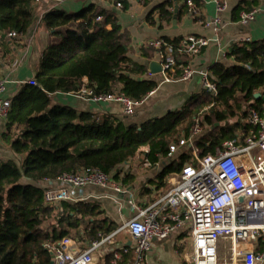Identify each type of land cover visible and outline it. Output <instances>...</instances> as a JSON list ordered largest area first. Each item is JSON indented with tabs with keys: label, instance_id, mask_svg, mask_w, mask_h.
Segmentation results:
<instances>
[{
	"label": "trees",
	"instance_id": "16d2710c",
	"mask_svg": "<svg viewBox=\"0 0 264 264\" xmlns=\"http://www.w3.org/2000/svg\"><path fill=\"white\" fill-rule=\"evenodd\" d=\"M103 1L112 7L121 4L123 10L130 7L129 0ZM194 1L199 7L203 4V0ZM141 2L148 5L150 0ZM36 3L0 0L1 41L5 42L10 33L23 36L29 31ZM257 4L258 0H240L232 10L233 20ZM174 5V1L166 0L153 6L147 21L153 26L159 23L160 27L172 22ZM178 12L179 19L183 11ZM99 16L102 21L96 20ZM43 25L51 38L34 78L37 85L22 86L12 99L7 121L8 130L13 126L21 128L9 142L16 154L26 158L23 162L0 161V264H50L53 257L47 245L58 246L65 238L99 240L100 235L108 237L118 230V224L94 202L47 205L44 194L57 183H45V179L55 181L64 173L90 168L118 179L116 170L148 147L151 162L161 158L171 161L153 181L159 190H164L168 178L193 158V149L184 147L171 160V143L188 137L199 122L203 131L193 147L203 159L215 154L228 140L244 141L254 128L251 113L264 107V38L233 44L228 56L234 62L220 61L210 67V78L218 88L216 96L206 91L193 94L181 108L161 117L129 122L109 114L97 116L53 105L52 94L78 91L83 78H88L98 93H123L135 101H142L154 91L159 79L145 78L147 67L130 58V34L118 24L113 8L90 5L73 13L56 8L44 15ZM182 39L163 37L175 49H179ZM141 50L150 61L158 51L147 44ZM175 57L177 66L171 76L178 78L181 66L191 57L178 50ZM130 178L126 175L124 183ZM115 251H120L119 247L106 249L102 264H112ZM133 259L132 251L123 254L118 264H132Z\"/></svg>",
	"mask_w": 264,
	"mask_h": 264
},
{
	"label": "built area",
	"instance_id": "2783aa9c",
	"mask_svg": "<svg viewBox=\"0 0 264 264\" xmlns=\"http://www.w3.org/2000/svg\"><path fill=\"white\" fill-rule=\"evenodd\" d=\"M213 1L219 13L228 9L226 1ZM183 2L189 16L194 18L199 14V6L194 0ZM115 7L123 9L121 4ZM260 13H264V7L243 11L240 23L247 26ZM96 20L102 21L103 18L99 16ZM220 24L221 18L217 17L204 25L213 28L214 39L189 35L181 40L179 49L163 39L147 43L158 50L155 59L162 66L161 81L151 95L165 84L185 83L195 75L200 77L202 91L212 96L218 94L209 69L196 70L190 61L181 66L180 77L174 78L171 73L177 66L175 52L178 50L191 58L200 55L203 49L218 42ZM19 36L15 32L8 35L13 39ZM250 42V38L243 40V43ZM247 68L250 69L249 66ZM27 83L37 85L35 79ZM5 92L6 82L0 80V122L8 121L12 109V100L2 97ZM72 93L97 104H121L127 117L134 116L145 101V98L135 101L118 92L98 93L89 82H82L79 90ZM250 122L254 128L244 141L240 138L228 140L222 148L216 149L215 154L203 159L199 157L198 149L193 147L195 138L203 131L198 122L188 137L179 143H171L169 147V157L184 147H191V163L168 178L166 189L152 188L148 195L142 197L132 195L122 181L98 168L64 173L55 181L45 179V183H57V187L46 190L44 194L47 205L86 201L85 189L95 187L105 191L104 195L96 197L98 199H111L122 205L118 197L128 196L126 204L131 210L130 217L121 228L108 237L100 235L99 240L85 242L65 238L58 246L47 245L54 264H95V255L106 246L119 247L120 251L113 254L112 264H118L123 254L132 251V264H152L150 252L174 237L179 238L180 245L186 250L188 264H220L221 242L229 244V248H225L230 254L228 264H264V107L251 113ZM149 153L150 149L146 147L143 152L146 167L153 166ZM120 232L129 236L132 246H119L111 241Z\"/></svg>",
	"mask_w": 264,
	"mask_h": 264
},
{
	"label": "crops",
	"instance_id": "0c3cea01",
	"mask_svg": "<svg viewBox=\"0 0 264 264\" xmlns=\"http://www.w3.org/2000/svg\"><path fill=\"white\" fill-rule=\"evenodd\" d=\"M142 0H129L130 7L127 10H118L116 7L108 5L103 0H40L34 8V19L29 31L19 36L18 39L6 37V41L0 40V80L6 82V92L2 94L4 99L12 100L24 84L35 78L39 68L43 52L48 47L51 35L43 25L44 15L52 9H63L67 12H78L81 9L96 5L103 9L113 8L116 10L118 24L122 30L129 32L131 37L130 58L139 64H144L148 69L150 60L142 56V47L150 41L162 40L167 36L171 40L175 38H184L189 35L202 36L206 38H215L213 28H206V22L213 21L215 18H221L219 25L218 42L212 43L200 55L191 58V63L196 70L210 69L215 63L224 61L228 64L234 62L228 55L231 53L233 44L243 43L244 39L250 38L251 42L262 40L264 38V13L257 15L256 19L247 26L240 23V14L238 20L234 21L232 10L240 0H222L228 4V9L223 13L217 11V5L213 0H203L199 7V14L191 17L187 14L186 5L183 0H172L175 2V16L172 22L151 25L147 21V14L150 9L166 0H150L148 5ZM264 7V0H258L255 8ZM183 15L178 19L179 11ZM154 18H159V13H154ZM111 29V25L108 26ZM152 61H156L152 60ZM189 61V62H190ZM150 79H159L161 74L152 75L148 69V74L144 76ZM82 82L88 84V78H83ZM121 88V86H119ZM202 91L201 81L198 75L185 83H170L159 87L154 94H149L144 103L137 109L133 117H127L123 113V106L118 103L97 104L87 101L73 93H55L51 95L53 105L70 106L78 112H89L97 116L113 115L120 120L129 122H141L154 117H161L169 111L177 110L186 102L190 96ZM21 128L13 126L10 130L7 127V121L0 122V161H21L26 155H18L11 149L10 137L19 133ZM183 149V148H182ZM145 148L130 161L120 166L116 172L119 174L118 180L130 190L134 196L140 197L148 195L145 191L157 188L153 181L166 165L165 159L161 158L152 167H146L143 163V152ZM179 151V150H178ZM175 154V153H174ZM173 154V155H174ZM169 157V156H168ZM172 157V156H171ZM126 175L131 178L124 183ZM158 189V188H157ZM159 190V189H158ZM105 191L100 188L89 187L84 191L86 201L98 204L105 212V216L113 219L121 228L124 221L131 215V210L126 204L128 196L120 195L118 197L120 205L111 199H98ZM117 231V230H116ZM115 242L119 246H132V240L124 232H121ZM130 243V244H129ZM222 246L224 242L220 243ZM110 248L106 246L95 255V264H102L104 251ZM133 248V247H131ZM185 251L179 243V238L174 237L168 242L159 244L157 248L150 252L149 258L152 264H188L185 259ZM226 264L229 262L226 261ZM222 264V263H220Z\"/></svg>",
	"mask_w": 264,
	"mask_h": 264
},
{
	"label": "rangeland",
	"instance_id": "374dc122",
	"mask_svg": "<svg viewBox=\"0 0 264 264\" xmlns=\"http://www.w3.org/2000/svg\"><path fill=\"white\" fill-rule=\"evenodd\" d=\"M175 156H176V154L173 155V157H171V160ZM165 161H166V159H165ZM15 162H19V160L18 161H15ZM166 162H169L170 163L171 161H166ZM225 248H229V244H226V245L223 244V246L221 244L219 245V263H222V264H225V262L228 261L229 258H230V254H229V252Z\"/></svg>",
	"mask_w": 264,
	"mask_h": 264
},
{
	"label": "water",
	"instance_id": "95a60500",
	"mask_svg": "<svg viewBox=\"0 0 264 264\" xmlns=\"http://www.w3.org/2000/svg\"><path fill=\"white\" fill-rule=\"evenodd\" d=\"M113 11L116 12V10H113ZM148 69L152 75H159L162 73V66L158 61H151L150 63H148ZM256 97L257 98L260 97V94H257ZM50 264H54V262L51 261Z\"/></svg>",
	"mask_w": 264,
	"mask_h": 264
},
{
	"label": "bare ground",
	"instance_id": "6f19581e",
	"mask_svg": "<svg viewBox=\"0 0 264 264\" xmlns=\"http://www.w3.org/2000/svg\"><path fill=\"white\" fill-rule=\"evenodd\" d=\"M120 233H121V232H120ZM120 233H118L117 235H115V236L111 239V241H112L113 243H115V238H116Z\"/></svg>",
	"mask_w": 264,
	"mask_h": 264
}]
</instances>
